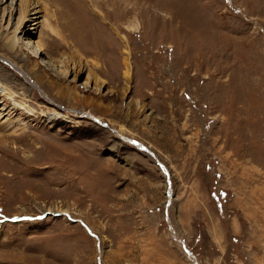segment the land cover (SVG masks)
Segmentation results:
<instances>
[{"label":"rangeland","instance_id":"374dc122","mask_svg":"<svg viewBox=\"0 0 264 264\" xmlns=\"http://www.w3.org/2000/svg\"><path fill=\"white\" fill-rule=\"evenodd\" d=\"M29 4L10 52L0 0L34 110L0 95V264H264V0Z\"/></svg>","mask_w":264,"mask_h":264},{"label":"bare ground","instance_id":"6f19581e","mask_svg":"<svg viewBox=\"0 0 264 264\" xmlns=\"http://www.w3.org/2000/svg\"><path fill=\"white\" fill-rule=\"evenodd\" d=\"M18 3H19L20 8L22 9V10H20L21 11L20 12V20H19L20 23H18V25L15 28L13 34L8 37V40H7V48H8V50L10 52H13L16 49V47H17V44H18L17 32L18 31L19 32H23V33L24 32H27V30L30 29L29 27H32V29H33V28H35L34 25L38 23V21L36 20V18H34V19L33 18H31V19L28 18V10H29V7H30L29 0H18ZM29 21H31V23H25V22H29ZM22 25H23V27H21ZM26 28H29V29H26ZM77 43H78V40H77ZM24 45L26 47V44H24ZM9 61H11V60H9ZM11 63L13 65L15 64L13 61H11ZM124 66H125L124 76H125L126 79H128L130 77V75H131V70H132L131 69V62H130V59H129V56L128 55L124 58ZM16 68H17L16 71H18L19 73H21L23 75V77H25V78L28 77L27 74H26L27 72L24 73L22 70H20L21 68H18V67H16ZM31 73H34L33 74V77H34L33 80H35L36 83H34L31 80H28L29 83L32 84L31 86H37V85L39 86L42 83L41 77H37V76H39L38 73L36 74L33 71H31ZM95 78H96L97 81H99V79L97 77H95ZM0 95L5 96L6 99L10 100V102L12 104V108H15L17 110H23L28 115H34V110L28 104V100H27V97L25 96V94L16 93L7 84H3V83L0 82ZM55 114H58V112H56V113L55 112H52V113H50V115L48 117H51L52 118V116H53V117L56 118L57 116ZM86 114H87V116L88 115L89 116L92 115L89 112H87ZM92 116L95 118V120H99V121L101 120L100 117H98V116H95V115H92ZM113 130L116 133H118L121 138H123L125 140L127 139V137H125V136L122 135V133L120 132L121 130H119V129L118 130L113 129ZM129 140H131V139H129ZM132 141H134V140H131V142ZM139 145H141V144H139ZM146 148H147L148 151L152 152L147 146H146ZM150 152H148V153H150Z\"/></svg>","mask_w":264,"mask_h":264},{"label":"water","instance_id":"95a60500","mask_svg":"<svg viewBox=\"0 0 264 264\" xmlns=\"http://www.w3.org/2000/svg\"><path fill=\"white\" fill-rule=\"evenodd\" d=\"M132 142H133V144H136L138 147L140 146L141 149H143L145 151H148L147 148H146V146H144L142 144L139 145L140 143L138 141H132ZM148 152H150V151H148ZM149 154H151L152 156H154V154L152 152H150ZM156 161H157L158 165L166 172V174H168L167 169L163 165V163H161L159 160H156Z\"/></svg>","mask_w":264,"mask_h":264}]
</instances>
